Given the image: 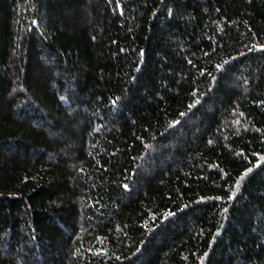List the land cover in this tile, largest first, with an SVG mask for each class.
Here are the masks:
<instances>
[{
    "label": "trees",
    "instance_id": "1",
    "mask_svg": "<svg viewBox=\"0 0 264 264\" xmlns=\"http://www.w3.org/2000/svg\"><path fill=\"white\" fill-rule=\"evenodd\" d=\"M0 264H264V0H0Z\"/></svg>",
    "mask_w": 264,
    "mask_h": 264
}]
</instances>
